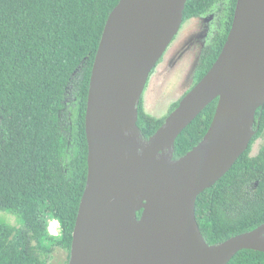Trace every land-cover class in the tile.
Masks as SVG:
<instances>
[{"label": "water", "instance_id": "water-1", "mask_svg": "<svg viewBox=\"0 0 264 264\" xmlns=\"http://www.w3.org/2000/svg\"><path fill=\"white\" fill-rule=\"evenodd\" d=\"M186 2L120 0L108 18L90 79L88 175L69 264H228L242 250L264 253V224L211 246L196 219L199 195L255 135L264 106V0H237L218 59L152 138L137 125V106ZM216 99L202 143L174 161L177 138Z\"/></svg>", "mask_w": 264, "mask_h": 264}, {"label": "trees", "instance_id": "trees-1", "mask_svg": "<svg viewBox=\"0 0 264 264\" xmlns=\"http://www.w3.org/2000/svg\"><path fill=\"white\" fill-rule=\"evenodd\" d=\"M119 2L0 0V211L18 216L24 225L15 229L0 224V264H46L39 253L50 252L49 246L65 248L69 264L88 175L85 120L92 68ZM236 4L187 0L184 22L212 18L190 90L218 59ZM217 104L218 99L183 130L175 142L174 161L202 143ZM137 108V125L148 141L168 116L147 114L142 98ZM255 120L248 150L197 198L196 219L211 246L264 224V106ZM259 139L258 154L250 159ZM51 220L59 223V237L49 234ZM228 264H264V253L242 250Z\"/></svg>", "mask_w": 264, "mask_h": 264}, {"label": "rangeland", "instance_id": "rangeland-1", "mask_svg": "<svg viewBox=\"0 0 264 264\" xmlns=\"http://www.w3.org/2000/svg\"><path fill=\"white\" fill-rule=\"evenodd\" d=\"M211 19L208 17L183 21L174 40L151 73L142 95L145 112L150 116L155 118L168 116L171 106L192 87L199 56L211 33L209 28ZM142 144L146 146L147 142L142 140ZM261 144V139L254 143L258 149ZM0 224L15 229L24 226L18 216L7 211H0ZM48 230L51 236H60L57 221L51 220ZM49 251L39 253L41 258L46 260V264H68V251L65 248L49 246Z\"/></svg>", "mask_w": 264, "mask_h": 264}, {"label": "clouds", "instance_id": "clouds-1", "mask_svg": "<svg viewBox=\"0 0 264 264\" xmlns=\"http://www.w3.org/2000/svg\"><path fill=\"white\" fill-rule=\"evenodd\" d=\"M258 151H259L258 146L254 145L253 150H252V152H251L249 158H250V159H251V158H254V157L258 154Z\"/></svg>", "mask_w": 264, "mask_h": 264}, {"label": "bare ground", "instance_id": "bare-ground-1", "mask_svg": "<svg viewBox=\"0 0 264 264\" xmlns=\"http://www.w3.org/2000/svg\"><path fill=\"white\" fill-rule=\"evenodd\" d=\"M84 222H85V223L87 222V218H85Z\"/></svg>", "mask_w": 264, "mask_h": 264}]
</instances>
